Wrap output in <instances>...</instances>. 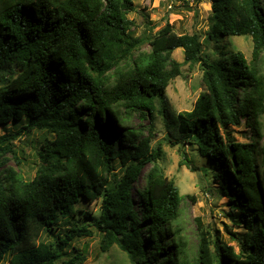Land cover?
Masks as SVG:
<instances>
[{"label": "trees", "instance_id": "trees-1", "mask_svg": "<svg viewBox=\"0 0 264 264\" xmlns=\"http://www.w3.org/2000/svg\"><path fill=\"white\" fill-rule=\"evenodd\" d=\"M133 10L134 0H0V127L11 125L0 136V264H79L85 255L74 241L96 231L102 250L116 244L133 264H264V0H212L204 39L170 22L137 35ZM243 35L253 40L250 60L221 43ZM211 41L219 58L206 51ZM178 48L184 62L173 57ZM185 63L201 64L206 90L175 115L167 88ZM157 105L177 142L211 161L201 170L213 168L228 215L245 228L226 225L238 250L197 218L191 254L179 221L194 195L181 194L159 162L161 145H151ZM133 114L149 119L147 135L127 125ZM242 124L254 129L251 142L223 135ZM34 131L44 138L27 179L4 166L8 152L17 158L12 140ZM97 200L100 213L91 215L86 202ZM67 218L72 224L46 241Z\"/></svg>", "mask_w": 264, "mask_h": 264}, {"label": "rangeland", "instance_id": "rangeland-1", "mask_svg": "<svg viewBox=\"0 0 264 264\" xmlns=\"http://www.w3.org/2000/svg\"><path fill=\"white\" fill-rule=\"evenodd\" d=\"M135 10L131 11L128 16L135 21L137 35L145 34L144 30H149L151 26L153 32L162 28L167 22L174 25L178 33L197 32L204 39L206 32L212 22V0H134ZM148 21L150 23H148ZM221 43L227 45L226 51L235 52L242 51L250 60L252 59L253 40L251 36H234L229 39L222 40ZM215 41L206 43L205 48L212 59L219 58L216 50ZM144 48L149 46L144 44ZM173 57L184 62V50L178 48L174 51ZM262 72L264 74V60L261 63ZM206 90L203 81V67L201 64L191 66L185 63L182 66V74L172 80L167 88V104L172 113L177 115L179 112L191 110L196 99L202 91ZM127 125L138 128L145 126L144 133L149 132V119H143L138 114H133ZM262 130L264 133V115L261 117ZM10 124L0 127V136L6 134ZM154 131L152 146L161 145L162 156L159 159L160 164L164 167L166 175L173 179L179 186L181 194L194 195V199L186 198L182 204L180 224L184 227L185 236L189 242L192 255H195L200 240V228L197 218L203 222V230H209L212 236L219 237L224 243L240 248L239 242L233 238V234L228 232L226 225L230 226L233 232L242 233L245 231L234 222L228 215L231 212L228 197L216 192L219 184L213 179V168L209 175L201 170L203 166H209L211 161L202 157L191 145L178 143L175 136L171 135L164 117L159 111V105L154 117ZM223 135H230L237 141L251 142L255 136L252 127L245 124L240 126H230L226 130H222ZM43 132L34 131L29 137L22 136L12 140L17 158L12 152L6 154L5 168H14L27 178L32 179L36 176L37 168L40 163L38 149L43 141ZM259 141V144H262ZM184 155L190 158V166L198 170H193L186 164ZM116 163V171L120 172L121 167ZM122 172V171H121ZM206 176L211 178V182L207 183ZM145 179L142 178L136 184L137 188H142ZM210 188H212L210 190ZM134 190L136 204L139 202V194ZM101 200L95 202H86V209L91 215H98L101 210ZM80 215V214H79ZM78 215V216H79ZM83 218H81V221ZM72 222L69 218L62 221L59 228H55L53 232L45 233V240L54 241L56 234L64 228H68ZM243 225L242 223H240ZM102 234L97 232L93 237H82L74 241L75 246L85 255V260L79 264H133L127 257L126 253L116 244L110 249L102 250L101 248ZM68 250L70 255H78L79 251Z\"/></svg>", "mask_w": 264, "mask_h": 264}]
</instances>
